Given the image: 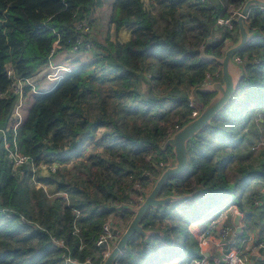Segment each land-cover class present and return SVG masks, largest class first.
I'll list each match as a JSON object with an SVG mask.
<instances>
[{"label": "trees", "instance_id": "1", "mask_svg": "<svg viewBox=\"0 0 264 264\" xmlns=\"http://www.w3.org/2000/svg\"><path fill=\"white\" fill-rule=\"evenodd\" d=\"M245 1L114 0L110 22L117 30L129 29V40L91 43V62L34 98L17 130L19 151L31 163L18 174L0 145V264H64L53 238L64 241L71 259L101 263L94 241L108 216L131 201L136 182L147 186L145 173L157 176V163L172 157L161 147L187 121L189 96L203 106L211 97L194 93L207 75L219 72L217 64L203 61L200 49L219 57L237 31L235 21L229 30L215 28V20ZM98 2L0 0V129L16 99L10 92L15 80L30 77L58 50L90 43L75 24ZM245 22L256 37L236 53L244 61L238 89L189 142L185 173L161 191L187 198L149 210L142 224L157 233L147 240L135 237L117 264H168L178 252L187 256L175 264H187L200 256L198 236L216 215L190 235L192 221L233 194L239 201L251 182H264V148L252 149L264 114V8L250 9ZM239 151L248 163L234 165ZM236 206L243 212L240 201ZM184 226L176 250L175 237Z\"/></svg>", "mask_w": 264, "mask_h": 264}, {"label": "water", "instance_id": "2", "mask_svg": "<svg viewBox=\"0 0 264 264\" xmlns=\"http://www.w3.org/2000/svg\"><path fill=\"white\" fill-rule=\"evenodd\" d=\"M254 7L264 8V0H246L243 3L235 18L237 27L236 38L234 42L224 49L221 56L216 57L212 54L205 53L204 47L200 49V56L203 61L217 64L220 75L217 80L197 87L194 93H207L211 94V97L196 117L183 123L163 142L161 149L165 150L169 148L171 150L172 160L170 164L160 171L152 187L144 194L143 200L139 204L136 206L125 205L123 207L131 214V219L124 230H113L118 236L117 240L100 264H117V259L128 249L129 243L135 237H141L143 240H147L148 237L157 233L155 230L145 229L142 224V219L149 210L165 207L171 203L179 202L187 198V195L179 194L161 195V191L169 181L185 173L188 166L187 147L189 142L198 133L211 125L215 116L221 112L236 93L239 82L244 75V64H236L231 58L256 37V33L250 31L245 22L246 15ZM238 222L239 215H235L233 218L235 234H239L241 230Z\"/></svg>", "mask_w": 264, "mask_h": 264}, {"label": "crops", "instance_id": "3", "mask_svg": "<svg viewBox=\"0 0 264 264\" xmlns=\"http://www.w3.org/2000/svg\"><path fill=\"white\" fill-rule=\"evenodd\" d=\"M113 2L114 0H99L98 4L91 7L88 14L84 18L85 22L87 23L86 34L91 43L105 45L107 41L111 43H125L129 40V29L126 27H121L117 30L114 24L110 22ZM211 41L212 39L209 38L207 42L209 43ZM230 44H227V46ZM92 60L93 52L83 48L77 50L61 49L50 56L45 64L39 67L30 77L26 78L27 83L23 87V98L18 109V113H20L19 115L21 117V125L26 119L27 113L34 101V98L40 93L51 90L61 79L54 80L48 75L55 73L56 68L63 66L72 70L78 65L89 63ZM57 73L62 75V77L66 74L65 72L61 71ZM258 121L262 124L260 126L261 133L258 137L260 138L258 141L256 139L257 137H254V141H256V143L252 145L253 147H256L254 152L260 147L264 148V144L257 147V143L259 141H264V120L260 118ZM10 126V121H7L5 128ZM168 155L169 154H166V157H168ZM262 189H264V182L261 181V179L251 182L250 185L245 188V192L243 194H250V197L248 203H244V195H242L241 199H239L244 210L242 212V216L239 218L238 225L242 226L245 224L247 227L245 229H241L239 234H235L234 237L233 235H230L229 237V241L232 243L231 247L233 246L239 250L247 252V254L252 259V264H264V250L259 248V244L264 242V198L263 196H259V193ZM255 196H257L258 202L253 204L251 200ZM236 205L237 204L233 205L235 209H237ZM228 210H231L230 207H228L226 211L220 213L227 214ZM233 218L234 217L225 218L222 221V224L232 227L234 233L235 226L233 223ZM130 219L131 214H129L127 217L125 225ZM189 230L194 232L197 230V228L195 226H191ZM231 247L230 245L229 247L228 245H225L223 250H219L215 249L213 245L209 244L204 247L202 251H200L198 248V252H202L210 259L212 258L214 260H221L223 253ZM185 258L186 256H184L180 261L184 260ZM180 261L176 262L172 260L171 263L168 264H175ZM188 262L189 260L186 263Z\"/></svg>", "mask_w": 264, "mask_h": 264}, {"label": "built area", "instance_id": "4", "mask_svg": "<svg viewBox=\"0 0 264 264\" xmlns=\"http://www.w3.org/2000/svg\"><path fill=\"white\" fill-rule=\"evenodd\" d=\"M239 13V10H230L228 16L226 17H218L214 22V27H226L229 30L233 29V22L235 21V18L237 14ZM76 30L80 31L81 33L87 35V23L85 21H81L75 24ZM78 44H80V41H78ZM83 49L89 50L91 48V41L90 43L87 42L86 44L82 45ZM78 48L73 47L72 50H77ZM232 61L236 64L242 65L243 60L236 54L232 56ZM65 72L66 74L69 73L71 70L67 69L65 67H59L56 68L55 73L48 75L50 78L54 80H58L62 78V75L58 74L57 72ZM7 74L11 75L12 71L11 69L7 68ZM219 72H215L212 76L207 75L202 83L201 86L206 85L208 82L213 81V77H218ZM27 83V79H17L13 82L10 88V92L13 93L16 96L11 114L9 116L8 121H10L11 126L8 128L0 129V145L2 146L3 150L6 154V159L8 160L11 169L13 173L18 174L19 168L24 164L31 163L30 158L27 155L21 154L19 151L17 142V130L21 126V117L20 113H18V109L20 107V102L23 98V87ZM190 112L187 116V120L192 119L196 117L199 113L201 108L197 105V101L195 100V97L193 95L189 96L188 101ZM180 126L176 125L174 127L175 130H177ZM10 134V135H9ZM264 144V141H259L257 143V147ZM256 147H252L254 149ZM172 160V157H167L165 161H159L157 163L156 167V174L159 175L160 171L163 170L167 165L170 164ZM40 168L45 169L46 166L43 164L39 165ZM50 169L53 171L54 166H50ZM145 176H148V184L146 187L141 188L139 185V182H136L134 184V193L131 195V201L126 204L130 206H136L139 204L144 197V194L149 191V189L152 187L154 180L157 178V176H153L151 174L145 173ZM259 196H263L264 198V189L261 190L259 193ZM252 203L256 204L258 202L257 196L252 198ZM235 215H239V218L242 216V212H240L237 209H231L228 210V213H219L217 216L212 218L206 226L203 228L201 233L198 236V246L200 247V251L203 250L204 247L211 244L215 249L223 250V247L225 245H232V243L229 241L230 235H235V232L233 233V228L226 226L222 224V221L227 217H234ZM21 221L24 222V219L21 217ZM110 221V220H109ZM107 221L102 229L101 232L97 235L94 246L99 251V256H101V260L105 258L107 255V252L111 247L115 244L117 240V235L113 232V230H116L112 227V223ZM240 229H245L247 226L239 225ZM118 231V230H117ZM53 244L57 245L62 249L61 257L63 259L64 264H73V263H79L76 260L71 259L69 250L67 246L65 245L64 241L61 239H52ZM259 248L264 250V242L259 244ZM200 257L198 258H192L187 264H252L251 257L247 254V252L243 250H239L235 247L228 248L227 251H225L222 255L221 260H214L210 259L207 256H205L202 252H200ZM93 264L89 258H87L84 262L81 264Z\"/></svg>", "mask_w": 264, "mask_h": 264}, {"label": "rangeland", "instance_id": "5", "mask_svg": "<svg viewBox=\"0 0 264 264\" xmlns=\"http://www.w3.org/2000/svg\"><path fill=\"white\" fill-rule=\"evenodd\" d=\"M207 2H208V0H207ZM230 9L231 8H229V10L227 11V12H229L230 11ZM216 32V31H215ZM214 32V33H215ZM217 36V35H216ZM197 105L200 107V108H202L203 107V105H201V103H199V102H197ZM259 117L261 118V119H263L264 120V114H260L259 115ZM258 118V116H256L255 118H254V120H256ZM6 127V126H5ZM4 127V128H5ZM16 144H17V142H16ZM170 155V154H169ZM169 155H168V157H169ZM238 159H235L234 161H233V163H235L234 165H238V164H240V162H244L245 164L246 163H248V159L247 158H243V160H242V156L244 155V152H238ZM255 156V154H252L251 155V157H250V159L251 158H253ZM32 171H34V169L32 170ZM13 174H16V173H13ZM233 171H228V176H229V179L231 180V179H233ZM134 186V185H133ZM46 190H47V192H48V188H46ZM50 194L48 193V196H49ZM244 196H245V200H244V203H248V197H249V194L248 195H245L244 194ZM63 199H64V201L65 202H67V199H66V196H63ZM130 202V201H129ZM238 203V196L236 195V194H233L232 196H230V197H228L227 199H225V200H222V201H220V203H218V205L217 206H215L214 208H212L210 211H207L204 215H203V217H201L198 221H192V223L189 225V227L188 228H190L191 226H195L196 228H198V226L199 225H201V224H203V222H204V220H206V219H208V218H212V217H214L215 215L217 216L218 214H219V212H224V211H226V209L228 208V207H230V209H233L234 208V204H237ZM76 213V212H75ZM77 214V213H76ZM129 212L127 211V210H125L124 208H117L113 213H111L109 216H108V218H107V221H109L110 223H112V227L114 228V229H116V230H118V231H122V230H124V228L126 227V225L128 224V222L130 221H128L127 222V224L125 225V222H126V219H127V217L129 216ZM106 221V222H107ZM105 222V223H106ZM165 223H171V220H166V222ZM184 228H185V226L182 228V227H180L179 228V233H177L176 234V243H175V245H174V247L176 248V250H178V249H180L181 247H180V245L182 244V242H183V239H184V237H185V231H184ZM183 230V231H182ZM189 230V229H188ZM190 231V230H189ZM194 233V232H193ZM193 233L190 231V235H193ZM188 234V235H189ZM184 255H185V253H177L176 254V256H175V259L173 260V261H180L183 257H184ZM187 256V255H186ZM200 257V256H199ZM195 258H198V257H195ZM191 260V259H190ZM189 260V261H190Z\"/></svg>", "mask_w": 264, "mask_h": 264}]
</instances>
